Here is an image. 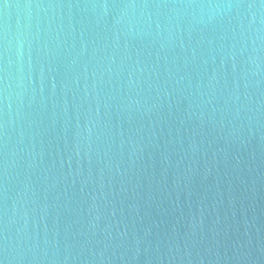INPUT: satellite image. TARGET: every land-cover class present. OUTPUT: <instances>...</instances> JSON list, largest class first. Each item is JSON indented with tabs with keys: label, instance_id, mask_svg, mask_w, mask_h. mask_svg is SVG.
Segmentation results:
<instances>
[{
	"label": "water",
	"instance_id": "obj_1",
	"mask_svg": "<svg viewBox=\"0 0 264 264\" xmlns=\"http://www.w3.org/2000/svg\"><path fill=\"white\" fill-rule=\"evenodd\" d=\"M0 264H264V0H0Z\"/></svg>",
	"mask_w": 264,
	"mask_h": 264
}]
</instances>
